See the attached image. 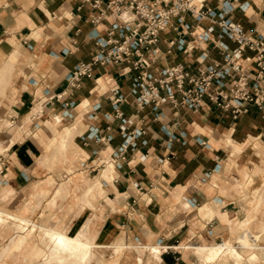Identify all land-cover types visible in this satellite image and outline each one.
Wrapping results in <instances>:
<instances>
[{
  "label": "crops",
  "instance_id": "obj_1",
  "mask_svg": "<svg viewBox=\"0 0 264 264\" xmlns=\"http://www.w3.org/2000/svg\"><path fill=\"white\" fill-rule=\"evenodd\" d=\"M135 1L172 3L0 0V264H47V233L75 236L87 221L86 264H264V101L242 100L234 114L229 91L241 73L254 93L257 51L245 47L240 69L208 87L223 95L206 92L196 107L180 102L175 78L159 82L169 66L198 75L221 62L222 45L237 46L221 33L225 19L264 37V0H203L213 15H171L172 26L141 43L143 66L132 47L118 61H93L144 29ZM81 62L90 74L71 85ZM147 72L165 98L139 106ZM191 86L185 78L182 89Z\"/></svg>",
  "mask_w": 264,
  "mask_h": 264
},
{
  "label": "built area",
  "instance_id": "obj_2",
  "mask_svg": "<svg viewBox=\"0 0 264 264\" xmlns=\"http://www.w3.org/2000/svg\"><path fill=\"white\" fill-rule=\"evenodd\" d=\"M114 3L120 0H112ZM170 0H163V2H169ZM194 0H171V4L167 6V8L163 10H155L152 5H149L142 1H135L134 3V12L140 17L144 18L147 21L144 29L142 31H138V28L131 30L129 35L133 36V39L129 42L126 41L127 35L123 40L118 42L117 45H113L110 50L104 52L101 48L97 54L93 56V61H98L101 63L108 62L110 60L118 61L122 59L123 53H127L128 47H132L135 51H139L141 49V43L143 41L153 42L156 40V35L158 30L165 28L168 25L172 26L171 15H176L179 11H184L186 9L190 10L192 14L196 18H202L204 16L213 15L214 12L210 8L202 9V1L200 2L197 9L194 10L193 5ZM181 16H179V19ZM222 31L221 33H227L234 41L237 42V46L229 51L225 44L222 45L223 50V60L221 62L217 61L213 64L207 66L205 71L200 72L198 75L189 74L187 71H184L182 68H178L175 66H169L164 68L163 77L159 79L160 83H168L173 78L176 79L177 87L181 91L182 96L180 102L186 103L189 106L196 107L199 104V101L204 93H208L209 96L213 100H218L219 95H223L221 90H218L214 93L208 92V87L212 81H215L217 86H221L224 84L223 77L230 76L232 72L240 69L239 57L241 55V51L247 47L253 50H256L255 62L258 67L257 73L255 75L254 81L252 82V88L254 89V93H251L247 87V77L244 74H239L236 78L232 79V85L229 88V91L232 92L233 98L236 101L233 104V113L236 114L243 108L240 103L242 100L253 101L257 105L261 106L262 101H264V76H262V71H264V37L259 36L258 38H251L244 31H242L238 24L228 22L225 19L224 23L221 25ZM113 27H118L120 33L122 34L123 26H120L117 23L113 24ZM142 52L139 51V56L137 59L133 61V65L135 68L143 66L145 63L144 60L141 59ZM91 66L90 62L83 63L81 62L74 70H72L69 74V83L71 85H76L77 80L80 78L82 74H90ZM145 76V77H143ZM143 78L147 79L145 86L148 89V93L140 92L137 96V104L142 106L145 102L150 99H154L158 96L157 86L153 83L152 74L147 72L143 74ZM140 75H136L133 79L134 87L141 84L142 88L145 86L143 82H139ZM187 78L189 82L192 83V86L187 89H182V85L184 79ZM133 87V90L135 88ZM167 96L172 97L171 89L168 85H166ZM164 97L159 98L164 99ZM114 101H118L122 99L121 94H117L114 98ZM221 106H228L227 102L220 103ZM125 127H122L124 130ZM126 134V132H124ZM115 159L118 157L120 159L124 158L122 154V150H119L115 155ZM116 162V161H115Z\"/></svg>",
  "mask_w": 264,
  "mask_h": 264
},
{
  "label": "bare ground",
  "instance_id": "obj_3",
  "mask_svg": "<svg viewBox=\"0 0 264 264\" xmlns=\"http://www.w3.org/2000/svg\"><path fill=\"white\" fill-rule=\"evenodd\" d=\"M38 109V108H37ZM40 110V109H39ZM33 115V114H32ZM31 125V124H30ZM74 129V128H73ZM68 130H70V129H68ZM72 130V129H71ZM76 130V129H75ZM70 133H74L75 131H69ZM68 133V131L66 132V133H63V134H67ZM72 133V134H73ZM65 135H62V136H64L65 137ZM71 135V134H70ZM69 135V133H68V136L67 137H69L70 136ZM62 136H61V138H62ZM71 136H73V135H71ZM72 137H70V139H71ZM54 139V138H53ZM52 139V140H53ZM60 140V139H59ZM66 140H69V139H66ZM49 142H51V141H49ZM62 142V143H61ZM63 142H65L64 144H66L67 142L66 141H64V139H63V141H60V143H61V145H63ZM59 143V142H58ZM71 143V142H70ZM58 146H59V144H58ZM66 146V145H65ZM61 148H62V146H61ZM64 148V147H63ZM47 150V149H46ZM109 155V154H108ZM47 158V157H46ZM41 159H42V157H41ZM110 162V161H109ZM104 169H105V167H104ZM112 170V169H111ZM104 170H102V172H103ZM101 172V173H102ZM109 172V171H108ZM106 173V172H105ZM111 176V175H110ZM112 178V177H111ZM109 179V178H108ZM93 181V180H92ZM86 184H88V183H86ZM95 184V183H94ZM100 186V185H99ZM64 187H65V184H64ZM83 187V186H82ZM91 187V186H90ZM97 187V186H96ZM88 188H89V186H88ZM62 189V188H61ZM85 189V188H84ZM91 190H92V188H90ZM63 190H64V188H63ZM89 189H87V190H85V191H88ZM58 191V190H57ZM65 191V190H64ZM67 191V190H66ZM98 191V190H97ZM82 192H84V191H82ZM85 193V192H84ZM83 196H84V194H82ZM81 195V196H82ZM82 202H83V199L81 200ZM88 203H90L89 201H88ZM86 204H87V202H86ZM90 205V204H89ZM91 206L93 207V205L91 204ZM87 222H89V221H87ZM87 222H86V224H84L83 225V227L79 230V231H77V234L75 235V236H70V235H67L66 233H64V232H59V231H49V233H50V235H51V239H52V241H53V244H54V247H53V249L55 250H53L52 251V253H53V256H57V255H59L60 256V259H58V261H59V263L60 262H62L63 264L64 263H66L67 262V260L65 259L66 258V256H69L68 258H71V257H73V258H76L77 259V262H79V263H87V261H85L84 262V260H85V258L89 255L90 256V249H89V247H90V245H91V243H90V241H89V238H88V235H87V233H86V230H87V225L89 224H87ZM225 244L224 245H222V246H220V248H221V250H223L224 248H225ZM235 249V248H234ZM231 252H234V254L238 257L239 256V254L238 253H236L235 251H231ZM64 255H66L64 258H63V256ZM233 255V254H232ZM239 258V257H238ZM115 262H117V261H115ZM58 263V262H57ZM62 263H60V264H62Z\"/></svg>",
  "mask_w": 264,
  "mask_h": 264
},
{
  "label": "rangeland",
  "instance_id": "obj_4",
  "mask_svg": "<svg viewBox=\"0 0 264 264\" xmlns=\"http://www.w3.org/2000/svg\"><path fill=\"white\" fill-rule=\"evenodd\" d=\"M17 228H21L19 225L17 226ZM48 234V236H47V239H48V241L51 239L50 238V234L49 233H47ZM52 240V239H51ZM240 241H242V242H244L242 239L240 240ZM246 242H247V240H246ZM51 242L49 241V244H50ZM53 251V250H52ZM52 251L51 252H49L50 253V256H51V259L49 260V262H47V264H53V262H54V260H56V261H58V259H60V256L59 255H57V256H53V253H52ZM66 255H64L63 256V258L65 257ZM69 256H66V260L67 261H70V259H72L73 257H71V258H68ZM88 258H89V255L85 258V260H84V262L85 261H87L88 260ZM69 264V263H68ZM81 264H85V263H81Z\"/></svg>",
  "mask_w": 264,
  "mask_h": 264
}]
</instances>
